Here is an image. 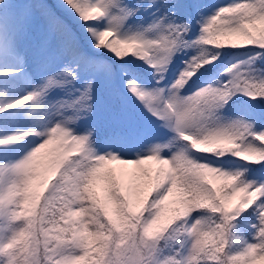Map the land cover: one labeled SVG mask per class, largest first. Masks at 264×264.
I'll use <instances>...</instances> for the list:
<instances>
[{"label": "snow or ice", "instance_id": "1", "mask_svg": "<svg viewBox=\"0 0 264 264\" xmlns=\"http://www.w3.org/2000/svg\"><path fill=\"white\" fill-rule=\"evenodd\" d=\"M12 2L0 77L27 36L38 79L0 122L42 123L0 136L39 139L0 163V264H264V0Z\"/></svg>", "mask_w": 264, "mask_h": 264}, {"label": "rangeland", "instance_id": "2", "mask_svg": "<svg viewBox=\"0 0 264 264\" xmlns=\"http://www.w3.org/2000/svg\"><path fill=\"white\" fill-rule=\"evenodd\" d=\"M29 0H13V2L8 6L10 9H16L22 6L23 3H27ZM46 2V0H45ZM47 3V2H46ZM209 3L219 4L218 0H210ZM48 4V3H47ZM12 21L7 17L5 13V18L0 21V24L4 26L5 29H10L12 27ZM19 47L24 51L27 57V63L24 65V71L18 75L10 77H0V82H3L0 86V96H2L3 101L14 99L16 97L22 96L25 92L30 91L32 87L31 82H35L38 79L37 67L32 59V48L30 37H23L18 40ZM179 65V60L174 61L173 69ZM20 67L18 60L15 57L8 58L3 65L0 67ZM182 67V65H179ZM170 75L172 70H170ZM29 75L31 81L29 80ZM190 90V89H188ZM56 96L62 95L61 93H55ZM255 101H250L248 98H244L236 102L233 106H244L245 104H254ZM28 106H22L19 109L9 110L8 117L0 122V136L6 134H11L17 131L27 130L29 127L36 125V122L42 123V114L37 115L33 119H28L24 115V110ZM104 117V102L99 99L97 102V114L95 119L103 120ZM95 121H79L77 122L81 129H84ZM101 134V133H100ZM39 139L36 137H24L22 140L14 142L8 146H0V163H10L22 158L36 143Z\"/></svg>", "mask_w": 264, "mask_h": 264}, {"label": "trees", "instance_id": "3", "mask_svg": "<svg viewBox=\"0 0 264 264\" xmlns=\"http://www.w3.org/2000/svg\"><path fill=\"white\" fill-rule=\"evenodd\" d=\"M210 0H205V2L209 3ZM46 2L54 9V11L56 12L57 15L62 16L65 19L66 23H69L70 25H72L73 27H75V25L73 24L72 18L70 16H68L67 13L63 12L62 10L58 9L57 5H58V0H46ZM127 3L130 4H134L137 2V0H126ZM218 2H220L219 4H224L227 3L228 0H218ZM230 61L227 60V58L225 57L218 65L217 67L214 69L215 72H221L223 70L224 67H227V63H229ZM195 79V78H194ZM191 83V82H190ZM194 86V85H193ZM247 98L245 96L242 95H237L235 97H233V99L231 101H229L230 105H234L236 102H238L241 99ZM261 104H264V100L260 101ZM103 135V131L101 130V134Z\"/></svg>", "mask_w": 264, "mask_h": 264}]
</instances>
